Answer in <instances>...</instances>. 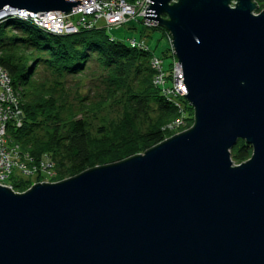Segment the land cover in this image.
Instances as JSON below:
<instances>
[{"label": "water", "instance_id": "water-1", "mask_svg": "<svg viewBox=\"0 0 264 264\" xmlns=\"http://www.w3.org/2000/svg\"><path fill=\"white\" fill-rule=\"evenodd\" d=\"M80 0H0V19ZM149 0L192 125L142 153L25 191L0 186V264H264V11ZM238 140L250 157L235 164Z\"/></svg>", "mask_w": 264, "mask_h": 264}, {"label": "trees", "instance_id": "trees-1", "mask_svg": "<svg viewBox=\"0 0 264 264\" xmlns=\"http://www.w3.org/2000/svg\"><path fill=\"white\" fill-rule=\"evenodd\" d=\"M152 56L149 48L117 41L104 27L55 35L27 20L1 19L0 67L19 91L23 115L20 127L8 126V142L52 162L54 181L161 142L171 136L173 131L164 127L178 113L153 83ZM88 78L96 83L78 95V82ZM67 79L76 81L73 90ZM181 101V113L192 116V108ZM250 155L251 147L242 140L230 150L235 164ZM30 184L12 177L15 192Z\"/></svg>", "mask_w": 264, "mask_h": 264}, {"label": "built area", "instance_id": "built-area-1", "mask_svg": "<svg viewBox=\"0 0 264 264\" xmlns=\"http://www.w3.org/2000/svg\"><path fill=\"white\" fill-rule=\"evenodd\" d=\"M257 7L254 15L264 11V0H253ZM149 0H80L68 15L60 12H49L40 16L26 18L38 29L55 35H67L77 33L80 29L119 27L130 19L145 15L146 5ZM69 17H76L75 21ZM1 20V19H0ZM102 20L101 25L97 24ZM146 24L153 25L152 21L144 20ZM130 46L148 50L144 40L131 39ZM151 68L154 70L153 83L159 87L166 101L173 105L178 112L183 111V94L186 92L182 84L181 69L176 61L173 70V84L167 83L162 73V62L158 57L150 59ZM20 94L13 87L8 72L0 67V186L12 189V177L23 179H40L39 182H51L55 173L53 164L48 160L36 159L26 152L21 151L17 144L8 142V126L18 128L22 122L20 108ZM182 124V120L175 119L164 128L174 130ZM33 181V183H36ZM38 182V181H37Z\"/></svg>", "mask_w": 264, "mask_h": 264}, {"label": "rangeland", "instance_id": "rangeland-1", "mask_svg": "<svg viewBox=\"0 0 264 264\" xmlns=\"http://www.w3.org/2000/svg\"><path fill=\"white\" fill-rule=\"evenodd\" d=\"M69 19L75 21L76 17H69ZM102 23H103L102 20L97 21L98 25H101ZM107 33L110 36L114 37L117 41L126 43L128 45L131 39H135L137 41L144 40V43L149 48L150 53L154 54L155 57H158V59L161 60L162 62L161 66L163 68L162 73L165 75L164 80L169 84L171 82V85L173 84V70H175L176 67V59L174 58V55L172 53L169 34L164 29L155 27L154 25H148L146 24L144 19H142V17H137L134 19H130L123 25L121 24L119 27L112 26L107 28ZM66 82L68 83L69 86H71V90H73L74 89L73 84H75L76 81L73 82L72 80L67 79ZM94 83L96 82L94 80L91 81L90 78L78 82V86L76 89V91L78 92L77 94L78 95L87 94ZM177 113L178 115L176 116V119L182 120V124L174 130L166 131V132L173 131L171 132L172 133L171 135L186 130L192 125L193 122V121L189 122L188 118L190 115L188 114V112L182 114L177 111ZM190 117L192 118V116ZM189 123L190 126H187ZM30 181H31L30 186L32 184H35L33 183V181H35L33 177ZM35 182L37 183V180ZM51 182H56V181L51 180Z\"/></svg>", "mask_w": 264, "mask_h": 264}]
</instances>
